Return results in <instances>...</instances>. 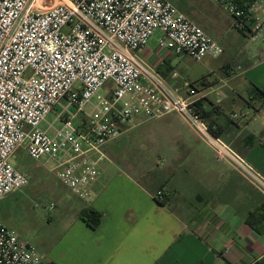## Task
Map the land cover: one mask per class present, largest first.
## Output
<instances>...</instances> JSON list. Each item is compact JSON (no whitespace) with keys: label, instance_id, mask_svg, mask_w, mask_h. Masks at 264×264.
<instances>
[{"label":"built area","instance_id":"2783aa9c","mask_svg":"<svg viewBox=\"0 0 264 264\" xmlns=\"http://www.w3.org/2000/svg\"><path fill=\"white\" fill-rule=\"evenodd\" d=\"M213 1L249 24L245 46L258 47L263 58L264 0ZM155 30L160 51L195 61L224 51L170 0H0V199L29 183L12 162L20 148L53 161L62 184L91 199L102 147L138 117L170 112L264 196L263 174L198 114V85L185 81L182 95L139 56ZM57 106L62 125L50 122V133L41 124ZM0 264H42L36 247L1 220Z\"/></svg>","mask_w":264,"mask_h":264},{"label":"crops","instance_id":"0c3cea01","mask_svg":"<svg viewBox=\"0 0 264 264\" xmlns=\"http://www.w3.org/2000/svg\"><path fill=\"white\" fill-rule=\"evenodd\" d=\"M201 21L196 23L224 49V35ZM252 54L254 62L241 53L242 70L222 64L223 77L193 80L172 61L188 55L147 45L139 51L172 86L183 79L200 80L203 107L210 111L206 121L219 125L222 138L264 176V106L249 99L253 85L264 91V57L258 47ZM224 83L231 87L225 92ZM178 116L138 117L121 137L102 147L93 196L73 204L74 217L64 227L69 240L55 258L50 255L53 264H264L263 194L228 162L217 159L189 126L147 132L153 142L144 145L168 151L169 157L162 156L159 163L146 167L140 159L119 160V165L112 160L128 146L136 128L178 118L185 124ZM158 190L168 197L163 204L155 197ZM86 208L102 214L96 228L80 217Z\"/></svg>","mask_w":264,"mask_h":264},{"label":"rangeland","instance_id":"374dc122","mask_svg":"<svg viewBox=\"0 0 264 264\" xmlns=\"http://www.w3.org/2000/svg\"><path fill=\"white\" fill-rule=\"evenodd\" d=\"M170 1L190 19L197 23L202 20L201 22H204L211 31L222 33L226 43L224 53L217 57L207 56L202 61H195L189 56L174 57L173 64L180 71L186 72L193 80L203 76L218 79L224 76V71H220V67H218L222 64H229L230 67H233L231 71L244 69L241 53L247 55L248 59L254 62L253 45L247 43L245 46L247 39L234 26V18L220 5L213 0ZM161 36V31L155 30L146 44L147 47L153 50L158 48ZM192 79H186V81L190 83L193 81ZM168 81L170 82V80ZM184 82L183 79L177 81L175 85L173 84V87L182 95L187 94ZM224 84L223 92L231 88L230 85ZM71 109L76 110L74 107ZM61 110L62 107L57 106L55 111L47 115L41 127L48 129L50 122H54L56 127H60L62 122L56 120V112ZM171 123L155 120L136 128L130 139L131 142L127 143L128 146L124 147L120 154H115L112 160H115L119 165L122 163L119 160L140 159L147 167L153 161L159 163L162 156L168 158L169 155H166L168 151L158 150L154 148L153 144L150 147L144 143L153 142V135L147 132L154 128L166 127L167 129L171 125L182 129H185V126L188 127L185 122V124L181 122L180 118L171 121ZM48 131L53 133L52 129H48ZM12 162L19 170L28 174L29 183L0 199V220L14 229L23 241L34 245L43 258L44 264H53L50 255L55 258L62 246L69 240L68 231L64 230V227L69 222L71 223L74 217L73 204L76 205L75 203H80L82 200L72 194L68 187L58 179L53 161L47 162L46 158L36 161L27 154L24 148H20L14 154ZM100 164L101 162H99V166ZM52 204L55 205L53 209L50 208ZM66 235L68 236L65 238Z\"/></svg>","mask_w":264,"mask_h":264},{"label":"trees","instance_id":"16d2710c","mask_svg":"<svg viewBox=\"0 0 264 264\" xmlns=\"http://www.w3.org/2000/svg\"><path fill=\"white\" fill-rule=\"evenodd\" d=\"M245 1H250V0H245ZM240 2V1H239ZM232 16V15H231ZM234 18V26L238 29L239 32H241L242 34H244L245 36H247V29L249 24H244L245 22L242 21L240 18H236L234 16H232ZM199 82V81H198ZM196 82H190V84L192 86L196 85ZM198 85V84H197ZM249 96H250V100H255L257 102H259L260 106H264V91L261 90L260 88H258L257 86L253 85L249 91ZM197 112L200 115V117L208 124L209 128L211 129L212 133L215 136H219L222 137V129L219 125L215 124L213 121L209 122L206 121V118L209 117L210 111H206V109H204L203 107V103L202 100L200 99L197 103ZM167 196L165 195L163 200H159L158 201L163 204L167 201ZM259 211H261L262 213H264V203L260 205ZM80 217L91 227V228H96L97 226H99L100 222H101V218H102V214L92 208H86L83 209L80 213Z\"/></svg>","mask_w":264,"mask_h":264}]
</instances>
